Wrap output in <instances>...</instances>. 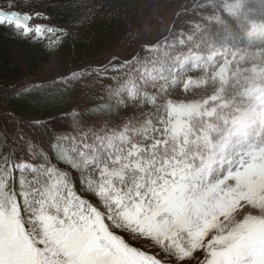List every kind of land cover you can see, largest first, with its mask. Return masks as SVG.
<instances>
[{
  "label": "snow or ice",
  "instance_id": "6c2138e0",
  "mask_svg": "<svg viewBox=\"0 0 264 264\" xmlns=\"http://www.w3.org/2000/svg\"><path fill=\"white\" fill-rule=\"evenodd\" d=\"M192 11L169 50L166 37L148 48L160 55H132L120 65L128 78L102 85L138 116L32 163L0 155V264H264V0H199ZM50 12L5 0L0 26L17 39L69 36Z\"/></svg>",
  "mask_w": 264,
  "mask_h": 264
},
{
  "label": "trees",
  "instance_id": "16d2710c",
  "mask_svg": "<svg viewBox=\"0 0 264 264\" xmlns=\"http://www.w3.org/2000/svg\"><path fill=\"white\" fill-rule=\"evenodd\" d=\"M169 1L36 0L38 4L51 7V24L63 28L69 36L49 34L39 40L17 39L7 28L0 26V155L11 149L18 162L32 163L36 159L33 153L47 151L50 145L58 144L62 149H68L90 128L98 130L105 121L112 127L138 116L139 111L134 110L126 93L118 100L110 97L102 85H115L116 80L111 77L121 81L128 78L131 70L120 66L131 58L121 56L131 46L127 42L124 47V41L130 39L140 19ZM4 4L5 0H0V7ZM21 10L28 11L27 8ZM86 17L88 22L82 23ZM36 21L49 23L47 20H33L32 23ZM183 25L188 32L189 25L186 22ZM176 43L169 40L164 46ZM241 46L246 47L247 41ZM55 54L59 55L66 73L50 80L41 72ZM153 55L139 52L141 59ZM104 65H108V71L99 76L93 72L75 78L71 76L73 72ZM186 67L191 68V65ZM197 74L198 70L189 72L194 77ZM170 98L184 99V95L176 93ZM74 110L76 117L71 115ZM150 110V107L145 109ZM9 113L15 115V121ZM35 120L49 123L38 128L32 124ZM60 136L65 139L60 140ZM25 140L32 142L31 150ZM48 155L54 153L49 151Z\"/></svg>",
  "mask_w": 264,
  "mask_h": 264
},
{
  "label": "rangeland",
  "instance_id": "374dc122",
  "mask_svg": "<svg viewBox=\"0 0 264 264\" xmlns=\"http://www.w3.org/2000/svg\"><path fill=\"white\" fill-rule=\"evenodd\" d=\"M196 2H199V0H171L162 6L154 8L149 15L139 20L136 24V28L132 31L130 39L128 38L124 41V47L127 46V42H130L131 46L130 49H128L126 53L121 54V56L123 58H129L134 54L139 55L140 51L145 54L160 55L161 53H152L147 48L154 44L165 42L166 37L168 38L167 41L170 40L171 43H176L180 38L178 33L181 31L186 32L187 27L183 25L185 20L190 16L195 18L194 15H198L194 14L192 11ZM185 9H187V12H184ZM37 23L44 24V22L39 21L32 24ZM47 36L48 35L45 37ZM164 50L169 49L167 46H164ZM41 73H44V77L50 80L58 78L66 73L59 55H53L43 66Z\"/></svg>",
  "mask_w": 264,
  "mask_h": 264
},
{
  "label": "bare ground",
  "instance_id": "6f19581e",
  "mask_svg": "<svg viewBox=\"0 0 264 264\" xmlns=\"http://www.w3.org/2000/svg\"><path fill=\"white\" fill-rule=\"evenodd\" d=\"M124 100V99H123Z\"/></svg>",
  "mask_w": 264,
  "mask_h": 264
}]
</instances>
